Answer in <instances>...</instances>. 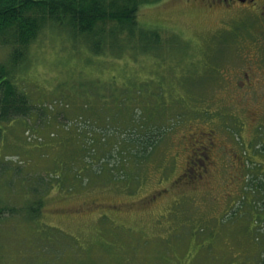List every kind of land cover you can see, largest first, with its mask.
Returning a JSON list of instances; mask_svg holds the SVG:
<instances>
[{
	"label": "rangeland",
	"instance_id": "obj_1",
	"mask_svg": "<svg viewBox=\"0 0 264 264\" xmlns=\"http://www.w3.org/2000/svg\"><path fill=\"white\" fill-rule=\"evenodd\" d=\"M197 2L139 5L138 25L157 31L160 45L145 47L122 37V51L115 39L114 53L105 50L96 56L83 40L47 26L30 46L20 79L38 104L35 112L42 103L47 111L5 129L0 207L24 212L22 208L40 200L41 211L33 221L26 218L28 212L1 219L0 264H261L264 217L255 218L257 206L245 211L242 204L234 216L227 212L239 203L248 172L242 149L225 129L226 114L241 120L238 135L248 142L259 119L264 123L262 62H256L257 46L240 22L252 14L247 7L226 14ZM6 54L0 45L1 62ZM75 79L104 87L145 80L152 88L159 82L163 96L188 100L181 108L187 118L167 143L171 168L160 174L162 167L150 165L133 192L135 183L111 185L107 176L72 191L52 180L51 188L33 193L39 177L47 180L55 174L49 156L64 151L57 145L60 135L69 136V123L76 121L68 98L78 96L72 88ZM204 132L211 134L209 164L195 188L191 176L179 177L192 155L186 149L193 139L201 141ZM253 162L264 169L263 154L254 155ZM261 171L255 170L252 179H264Z\"/></svg>",
	"mask_w": 264,
	"mask_h": 264
},
{
	"label": "trees",
	"instance_id": "obj_2",
	"mask_svg": "<svg viewBox=\"0 0 264 264\" xmlns=\"http://www.w3.org/2000/svg\"><path fill=\"white\" fill-rule=\"evenodd\" d=\"M153 1L157 0H0V45L7 48L5 61H0V140L9 123L46 114V103L35 112L38 104L31 101L27 85L21 82V72L28 63L30 46L47 26L64 30L71 40H83L84 47L96 56L105 50L114 53L115 39L120 41L119 51H122V37L126 42L140 41L145 47L158 45L157 31L139 26L136 20L139 5ZM149 83L152 82L141 80L132 85L109 83L104 87L98 81L76 80L72 88L78 96L68 97L75 105L72 113L76 121L69 123V136L60 135L57 145L64 151L58 156H49L53 162L51 171L55 174L47 180L39 177L40 186L34 185L31 191L37 193L38 188H51L52 180L61 189L72 191L98 184L99 179L108 176L111 185L122 182L127 187L135 183L130 188L133 192L150 165L157 170L162 167L160 174L167 172L171 168L167 162H172L166 155L169 154L167 143L180 120L187 118L181 108L188 100L169 99L163 96L166 94L159 82L152 84V88L147 87ZM226 116H229L227 126H223L242 149L248 172L239 203L232 204L227 212L234 216L236 207L246 204L247 211L250 205H256L255 218L264 217V179L251 177L255 170L261 171V165L253 162V156L264 155V123L259 119L248 142L238 135L241 120L234 113ZM210 133H201L205 136L201 141L193 139L194 145L183 149L191 150L193 157L190 156L179 178L191 176L195 188L209 164ZM2 185L0 183V187ZM34 204L22 208L25 215L28 212L29 221L35 220L41 211V201ZM16 212L21 211L1 206L0 221L6 214ZM261 264H264V255Z\"/></svg>",
	"mask_w": 264,
	"mask_h": 264
},
{
	"label": "flooded vegetation",
	"instance_id": "obj_3",
	"mask_svg": "<svg viewBox=\"0 0 264 264\" xmlns=\"http://www.w3.org/2000/svg\"><path fill=\"white\" fill-rule=\"evenodd\" d=\"M209 10L230 12L239 11L237 9L247 7L251 11V18L240 19L243 25H246L247 31L253 36V42L257 46L256 62H262L260 65L264 73V0H196ZM250 20V21H249ZM227 30V29H226ZM245 78L248 79V73H244ZM263 78V77H262ZM245 85V83H242Z\"/></svg>",
	"mask_w": 264,
	"mask_h": 264
}]
</instances>
